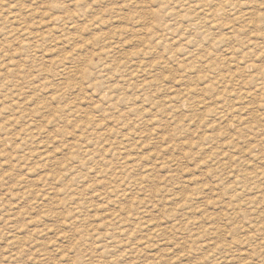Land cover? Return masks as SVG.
<instances>
[{"label":"rangeland","instance_id":"374dc122","mask_svg":"<svg viewBox=\"0 0 264 264\" xmlns=\"http://www.w3.org/2000/svg\"><path fill=\"white\" fill-rule=\"evenodd\" d=\"M0 27V264H264V0H0Z\"/></svg>","mask_w":264,"mask_h":264},{"label":"bare ground","instance_id":"6f19581e","mask_svg":"<svg viewBox=\"0 0 264 264\" xmlns=\"http://www.w3.org/2000/svg\"><path fill=\"white\" fill-rule=\"evenodd\" d=\"M76 1H78V0H76ZM71 3L73 4V3H75V5H73V6H75L76 8H78V6H80L79 4L77 5L76 4V2H74V1H71ZM78 3V2H77ZM79 3H81V2H79ZM84 4H86L87 5V3H84ZM83 7V6H82ZM81 7V8H82ZM59 8V7H58ZM57 8V9H58ZM89 8V7H88ZM55 10V9H54ZM59 10V9H58ZM77 10V9H76ZM85 10H88V9H85ZM77 11H79V10H77ZM54 12V11H53ZM57 11H55V13H56ZM68 13V12H67ZM83 13H84V11H83ZM61 14V13H60ZM59 14V15H60ZM87 14V13H86ZM58 15V14H57ZM85 14H77L76 16H78V17H80V16H84ZM91 15V14H90ZM86 16V15H85ZM93 16V15H92ZM73 17H74V15H73ZM77 17V18H78ZM86 18V17H85ZM85 18H84V20H85ZM94 17H92V19H93ZM74 19V18H73ZM72 18H67V17H64V16H62V15H60V16H55V17H53L51 20H50V24L47 26V27H50L51 26V31H54V30H58L59 29V31L60 32H62L63 30H61L60 28H62L63 26L64 27H69L70 29H72V26L74 25V23H73V25H72V22H71V20H73ZM89 19H90V17H89ZM88 18L86 19L87 20V22H89L88 20H89ZM83 20V21H84ZM97 20V19H96ZM78 21V20H77ZM81 21V20H80ZM99 21V20H98ZM102 21V20H101ZM76 22V21H75ZM85 22L86 21H84V24H83V26L85 25ZM103 22V21H102ZM101 22V23H102ZM76 23H78V22H76ZM90 26L92 27V26H95L96 24H98L97 23V21H95V18L93 19V21H91L90 20ZM100 24V23H99ZM79 25H82L81 23L79 24ZM101 25V24H100ZM98 27L97 28H99V25H97ZM47 27H46V29H47ZM63 27V28H64ZM77 27H79V26H77ZM85 27V26H84ZM88 27H89V25H88ZM96 27V26H95ZM73 28H74V26H73ZM66 29V28H65ZM77 29V28H76ZM81 29V28H80ZM83 29V28H82ZM90 29H92V28H90ZM3 30V28L2 27H0V32ZM28 29H25V28H19V30L17 31V33H16V38L14 39L17 43V45H19V46H21V47H23V48H25V49H30V47L27 45L28 43H29V40H28V38H27V36L26 35H31V33H29V32H25V33H23V34H21L20 35V33L21 32H23V31H27ZM41 30V29H40ZM92 30H94V29H92ZM75 31V30H74ZM78 31H79V29H78ZM96 31V30H95ZM64 32V31H63ZM75 34V33H74ZM24 36H26L25 38H24ZM32 38H34V37H32ZM31 38V39H32ZM17 39V40H16ZM7 42V40L6 41H4V42H0V48H2L3 46H4V44ZM73 42V41H72ZM33 46H34V44H33ZM102 56V55H101ZM65 60V59H64ZM70 60V59H69ZM86 61H88V58H87V60ZM90 62V61H89ZM70 64H72V63H70ZM77 64V63H76ZM80 64H84V63H80ZM86 65H88V64H86ZM80 66V65H79ZM71 68H73V67H71ZM139 68V67H138ZM67 70H69V68H64L63 69V74H65V76H68L69 74H71V75H75V71L76 70H70L69 72L67 71ZM67 71V72H66ZM81 72V71H80ZM83 72V71H82ZM81 72V73H82ZM90 72V71H89ZM88 72V73H89ZM87 73V74H88ZM86 77H88V76H86ZM103 82V81H102ZM98 83V82H97ZM98 85V84H97ZM100 86V85H99ZM92 87H94V86H92ZM95 88V87H94ZM100 88V87H99ZM109 88L112 90V89H114V88H112V87H110L109 86ZM108 89V88H107ZM96 91V90H95ZM98 95H100V94H98Z\"/></svg>","mask_w":264,"mask_h":264}]
</instances>
